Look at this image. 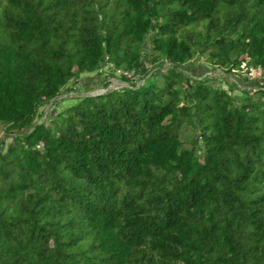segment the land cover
Masks as SVG:
<instances>
[{
    "label": "trees",
    "instance_id": "obj_1",
    "mask_svg": "<svg viewBox=\"0 0 264 264\" xmlns=\"http://www.w3.org/2000/svg\"><path fill=\"white\" fill-rule=\"evenodd\" d=\"M198 56L264 69V0H0V264H264V83Z\"/></svg>",
    "mask_w": 264,
    "mask_h": 264
},
{
    "label": "rangeland",
    "instance_id": "obj_2",
    "mask_svg": "<svg viewBox=\"0 0 264 264\" xmlns=\"http://www.w3.org/2000/svg\"><path fill=\"white\" fill-rule=\"evenodd\" d=\"M187 66L191 69V71L195 75L209 76L212 79L214 84H219L222 87L229 88V81H237L239 84V88L247 85L250 88H254L261 83H264V77L259 81H245L244 85L241 84V76L234 72L224 75V70L219 67H212L205 61L204 56L196 57L192 62H189ZM154 67L151 66L147 61L142 66L141 71L139 73H133L131 76H128L129 81L135 82V84H139L143 82V80L153 73ZM108 69L98 68L88 74H82L79 78L73 79L68 85V87L63 88L61 94L55 97L53 100L46 101L41 104L38 108V111L42 112V116L37 119V121L45 118L46 114L52 115L54 111H57L68 104L75 101L74 96L83 95V94H96L105 92L109 88H119L125 85L128 86L129 81L123 80L118 75L109 76ZM225 77V79L223 77ZM107 78L108 84L104 85V78ZM237 86V85H236ZM237 86V87H238ZM69 87H72L70 89ZM236 92V90H234ZM62 98V99H61ZM61 99V100H60ZM5 130L4 128L0 131V139L4 136ZM190 134L189 128H184L182 131L183 138H186ZM8 140V138L6 139ZM188 145L189 143H185Z\"/></svg>",
    "mask_w": 264,
    "mask_h": 264
},
{
    "label": "built area",
    "instance_id": "obj_3",
    "mask_svg": "<svg viewBox=\"0 0 264 264\" xmlns=\"http://www.w3.org/2000/svg\"><path fill=\"white\" fill-rule=\"evenodd\" d=\"M239 68L241 70L242 76L246 77L248 81H259L264 77V69L261 66H254L247 64L246 62H242ZM133 73V70L123 72L125 76H131Z\"/></svg>",
    "mask_w": 264,
    "mask_h": 264
},
{
    "label": "water",
    "instance_id": "obj_4",
    "mask_svg": "<svg viewBox=\"0 0 264 264\" xmlns=\"http://www.w3.org/2000/svg\"><path fill=\"white\" fill-rule=\"evenodd\" d=\"M96 94H98V93H96Z\"/></svg>",
    "mask_w": 264,
    "mask_h": 264
}]
</instances>
